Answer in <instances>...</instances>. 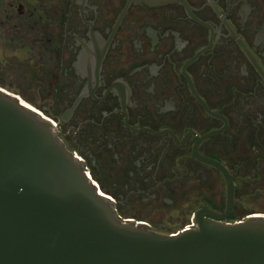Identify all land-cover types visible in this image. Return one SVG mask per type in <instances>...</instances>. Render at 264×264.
<instances>
[{
    "label": "flooded vegetation",
    "instance_id": "1",
    "mask_svg": "<svg viewBox=\"0 0 264 264\" xmlns=\"http://www.w3.org/2000/svg\"><path fill=\"white\" fill-rule=\"evenodd\" d=\"M182 2L0 0V28H28L58 54L59 136L85 144L75 154L90 177L107 164L120 188L103 192L121 221L164 235L226 212L225 177L203 159L234 182L228 223L264 214L239 215L250 196L264 198V0ZM181 187L195 195L175 223ZM125 197L147 215L122 217Z\"/></svg>",
    "mask_w": 264,
    "mask_h": 264
},
{
    "label": "water",
    "instance_id": "2",
    "mask_svg": "<svg viewBox=\"0 0 264 264\" xmlns=\"http://www.w3.org/2000/svg\"><path fill=\"white\" fill-rule=\"evenodd\" d=\"M203 161L225 177L224 214L199 212L175 235L123 222L55 121L0 86V264H264V215L228 223L234 182Z\"/></svg>",
    "mask_w": 264,
    "mask_h": 264
},
{
    "label": "rangeland",
    "instance_id": "3",
    "mask_svg": "<svg viewBox=\"0 0 264 264\" xmlns=\"http://www.w3.org/2000/svg\"><path fill=\"white\" fill-rule=\"evenodd\" d=\"M38 36L25 27L22 30H11L9 35L4 27L0 28V86L18 95L25 102L57 122L58 117H56L55 111L59 106V95L56 97L55 94L50 93L56 90L57 87L56 83L52 82L50 74L54 69V62L57 61L58 54L49 52L46 49L47 43L39 41ZM61 137L67 141L69 150L74 153L79 146L85 145L73 131L67 132L63 129ZM87 164L90 165V161ZM95 171L98 180L92 178L94 177L92 174L91 179L98 181L97 183L100 184L102 191L115 193L116 189L120 188L117 180L110 177L106 163L102 162L98 168L95 167ZM246 193V189H242L238 195L241 196ZM194 195L192 187H181L179 194L176 196L175 223L188 220L189 216L183 217V213L191 206L189 200ZM116 201H119V199L117 198ZM120 201L118 210L122 217H134V214L147 215L140 210V203L136 198H129L127 201V197H125ZM245 209L239 213L240 217L246 214H249L248 216L263 214L259 211H264V198H257L255 195L250 196L245 203ZM170 214L174 215V213H167L164 220L170 219ZM160 216L161 213L155 212L151 215L153 220H158Z\"/></svg>",
    "mask_w": 264,
    "mask_h": 264
},
{
    "label": "bare ground",
    "instance_id": "4",
    "mask_svg": "<svg viewBox=\"0 0 264 264\" xmlns=\"http://www.w3.org/2000/svg\"><path fill=\"white\" fill-rule=\"evenodd\" d=\"M23 100V99H22ZM24 101V100H23Z\"/></svg>",
    "mask_w": 264,
    "mask_h": 264
},
{
    "label": "built area",
    "instance_id": "5",
    "mask_svg": "<svg viewBox=\"0 0 264 264\" xmlns=\"http://www.w3.org/2000/svg\"><path fill=\"white\" fill-rule=\"evenodd\" d=\"M191 229V228H190Z\"/></svg>",
    "mask_w": 264,
    "mask_h": 264
}]
</instances>
